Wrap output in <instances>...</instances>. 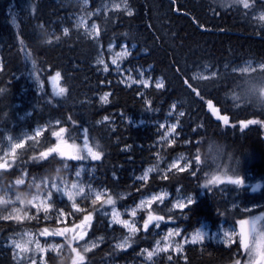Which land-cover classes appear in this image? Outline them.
<instances>
[{
    "label": "trees",
    "instance_id": "16d2710c",
    "mask_svg": "<svg viewBox=\"0 0 264 264\" xmlns=\"http://www.w3.org/2000/svg\"><path fill=\"white\" fill-rule=\"evenodd\" d=\"M89 1L93 7L100 2ZM128 4L132 15L118 11L97 17L99 37L94 39L69 20L68 13L74 7L67 0H0V133L9 130L19 134L59 121L40 139L28 141L16 155L0 161H7L6 167L0 166V186L11 184L23 173L28 180L52 181L65 161L78 164L64 152L78 145L82 149L78 162L87 165L93 186L105 191L100 200L82 197L79 211L55 195L48 213L31 210L30 217L22 221L0 219V264H23L16 260L5 238L45 229L50 240L65 242L69 250L81 251L82 232L101 243L81 252L80 259H75L72 251L60 256L48 253L43 264H82L81 256L85 257L83 264H140L135 254L151 248L157 236L148 232L144 239L142 235L132 239V248H116L126 233L109 223L110 205L104 203L109 197L114 201L111 205H129L159 189L171 195L194 194L197 200L183 211L173 209L169 200L165 206L153 207L163 217L161 229L175 226L184 234H191L204 222L219 229L248 215L231 208L217 185L208 183L213 177L241 178L245 184L239 190L241 196L264 199V24L248 14L264 11V0H249L248 9L233 0H128ZM41 24L58 39L42 46L36 35ZM111 43L134 46L132 59L149 68L163 87L124 85L104 72L96 60L101 47ZM26 55L36 59L35 68ZM249 60L260 62L262 69L209 79L194 77L196 70L205 67ZM57 72L60 78L54 80ZM60 87L67 89L63 96L55 94ZM106 93L110 96L105 103L101 96ZM209 101L220 116L228 117V124L209 110ZM174 105L177 140L155 147L163 136L157 123ZM105 117L113 121L103 122ZM128 117L133 122L128 123ZM139 121L143 123L137 125ZM62 128L63 142L54 135ZM85 134L88 147L99 153L100 159L88 154ZM205 145L212 159L198 155ZM53 148L47 157L41 156ZM158 154L167 162L186 154L190 167L166 173L157 169L147 181L137 180L135 177ZM258 183L261 190L252 195L249 187ZM56 211L65 213L67 219L60 220ZM253 212L264 216V204ZM89 214L90 228L77 227L85 226L84 216ZM56 231L61 235H55ZM243 256L239 242L207 241L188 244L178 256L157 264H243Z\"/></svg>",
    "mask_w": 264,
    "mask_h": 264
},
{
    "label": "rangeland",
    "instance_id": "374dc122",
    "mask_svg": "<svg viewBox=\"0 0 264 264\" xmlns=\"http://www.w3.org/2000/svg\"><path fill=\"white\" fill-rule=\"evenodd\" d=\"M68 4H72L74 10L68 13L70 21L76 29H80L86 36L97 39L99 37V26L97 22V17L104 16L118 12V11H129L133 12V9L129 6L128 0H100L97 7H93L92 3L87 0H67ZM119 5V7H117ZM250 18L253 21H256L259 24H264V20L260 19V16L264 14V11H251L248 13ZM81 21L83 24L81 25ZM93 25H95V31H93ZM51 40L53 41L57 36L54 31H48ZM64 32V30H63ZM134 46H129L122 44L117 46L115 43H111L106 48H102L99 52V55L96 60V64L100 66L103 71L105 66H107L108 71L106 73H111L116 78L128 86H142L145 87L143 81H147V87L152 85L158 87V84L163 85L161 79L153 78L149 73V68H143L139 66L133 57ZM123 51H127L129 54L122 56L117 59V56ZM99 59H103L104 63H97ZM116 59V63L113 64V60ZM3 66V61L0 56V70ZM262 69V64L255 61H246L236 65L225 64L222 67L210 68L205 67L194 72V77L199 79H209L216 77L218 75L226 74H249L257 70ZM105 72V71H104ZM163 87V86H162ZM107 101L109 100L110 93H106ZM103 94L101 97H103ZM176 105L171 107L170 112L165 116L163 121L158 122L160 131L163 133V136L158 140L159 142L155 147H160L163 142L174 143L178 137V121L175 119L177 116ZM128 123L133 122V119L126 118ZM113 121L110 117L103 119V122ZM59 121H52L44 125H40L32 129L31 131L24 130L19 134H14L9 130H3L0 133V161L14 156L18 153L20 148H22L28 141H33L40 139L43 133L47 128L53 124H58ZM143 121L137 122V125H141ZM173 126L174 130H173ZM39 132V135L36 133ZM21 144L19 148H14V145ZM66 150V149H65ZM69 157V159L75 160L78 164H71L68 161L64 162V165L60 168L61 172L52 180L49 179H37L28 180L27 174L23 175L16 179L14 182L8 185L0 186V219L4 220H25L30 217L31 210L50 212L53 207L51 202L54 200L55 195L60 198H65L74 209H79L78 201L82 197L92 196L95 197L99 194L100 197L105 193L102 189L96 188L92 184L91 174L88 172L87 165L81 161L78 157L82 155V149L78 145L71 146L67 151H64ZM176 164V167H171V165ZM190 167L189 158L186 154H179L172 158L170 161H166L165 158L161 157L159 154L156 156L152 163L146 166L140 171V173L135 177L137 180L147 181L150 176L158 171L166 173L172 170H184ZM152 169V171H149ZM79 172L80 175L77 176L76 173ZM145 173L147 176L145 177ZM220 180L223 181L214 183L212 185H217V188L225 195L226 200L230 202L231 208H239L241 212L248 214L245 219L248 223L243 226V231L248 234L249 244L252 245L253 239L258 238L264 241V216L259 213H255L256 209L264 204V199L257 200L255 197H244L240 194V189L245 187V184L235 185L230 183V178L221 175ZM22 181V182H21ZM73 185H76L74 188ZM235 185L236 188L231 189L230 186ZM262 184L258 183L249 187L250 193L253 195L256 192L261 190ZM83 189L81 192L80 189ZM69 194L71 199H69ZM158 197V199L153 200L152 197ZM194 198L197 200V196L194 194L185 195L183 193H177L171 195L168 191L157 190L151 192L147 195L142 196L136 203L125 205H110V210L108 211L109 223L111 226H118L124 230L126 233L125 237L121 240L122 243L126 238L130 246H126L123 250L132 248V239L138 235H142V238L146 237V233L152 232L156 234L157 239L154 242L151 248L141 249L135 255L139 257L140 264H157L160 261L165 259H173V257L178 256L182 253L184 247L188 244H203L207 241H218L223 242L227 245L239 242L240 246V233L241 225L240 221L234 223L233 225L227 226L222 224L219 229H212L207 223H202L201 226L196 229L191 234H184L182 229L175 226H169L165 229H161L162 220H152L149 222L148 228L145 230L144 224L148 220L149 214L153 216H158L154 211V206L161 207L165 206L166 202L169 200L171 202V207L175 210H185L187 207L181 209L177 207L178 204H186L189 198ZM75 205V207H74ZM169 207V204L167 205ZM113 209L119 212V219L127 221L129 227H124L122 224L113 222ZM135 211V215L131 213ZM60 220L65 221L67 215L61 211H56ZM49 216L51 214H48ZM7 218V219H5ZM254 222V223H253ZM85 226H80L82 230H88L91 226V223L84 222ZM159 224V227L156 225ZM135 227L136 231L131 232L129 228ZM254 228V231H253ZM173 234L168 235L169 232ZM197 231L204 233V238L196 242L192 241V237ZM43 231H24L18 234L11 235L5 238V244L13 249L15 258L18 262L23 264H43L46 262V257L48 253H53L55 255H64V252L72 251L75 259H80L81 252L84 251L85 246H90L91 250L99 246L100 239L97 237L88 238L84 235L83 243L80 244L81 251L77 249H70L66 246L65 242L50 240L49 235H42ZM178 233V234H177ZM225 233H228L225 236ZM144 235V236H143ZM81 239V238H80ZM13 241L20 242L23 245V250L21 248H16L13 244ZM30 241V242H29ZM37 243H39L40 248L44 249L40 251L37 248ZM117 243V244H118ZM116 244V245H117ZM157 248L161 249L157 251ZM242 248V246H241ZM243 261L240 263L243 264H257L258 258L250 257L249 252L243 249ZM148 252H152L153 255L151 258L148 257ZM107 264H129L121 262H107ZM133 264V263H130Z\"/></svg>",
    "mask_w": 264,
    "mask_h": 264
},
{
    "label": "snow or ice",
    "instance_id": "6c2138e0",
    "mask_svg": "<svg viewBox=\"0 0 264 264\" xmlns=\"http://www.w3.org/2000/svg\"><path fill=\"white\" fill-rule=\"evenodd\" d=\"M85 3H87V0H85ZM233 3L241 4V5L243 6L244 9H248V8L250 7L249 0H233ZM117 7H119V5H117ZM128 15H132V12L129 11V12H128ZM260 19H261V20H264V14H262V15L260 16ZM13 23H15V20H13ZM82 24H83V21H81V25H82ZM40 26H41V25H40ZM40 26H39V27H40ZM93 31H95V25H93ZM36 35H37V40H38V39L40 38L38 31H37V34H36ZM64 35H65V36L68 35V29H67V28L64 29ZM57 39H58V38H57ZM51 42H52V40H51V38H49V39L47 40V43L50 44ZM128 54H129V53H128L127 51H123L122 53H120V54L117 56V59L121 58L122 56H126V55H128ZM112 62H113V64H115V63H116V59H114ZM97 63L103 64L104 61H103V59H99V60L97 61ZM33 67L35 68V64L33 65ZM104 71H105V72L108 71L107 66H105ZM60 75H61L60 72H57L56 75H55L54 80H59ZM143 83H144L145 87H147V81H143ZM162 86H163L162 83H161V84H158V87H162ZM66 91H67L66 88H64V87H60V88L58 89V91H57L55 94L58 95V96H63V95L66 93ZM107 95H108V94H105L103 97H101L102 101L105 102V103L107 102ZM209 107H210V108L212 107L210 103H209ZM216 111H217L216 109H213V112H214V113H215ZM180 115H183V113L181 112ZM217 118L220 119V120H222V121L224 122V124H228V122H229L227 116H218ZM105 119H107V117H105ZM248 123H257V121H249ZM245 126H246V125H245ZM174 127H175V126H173V130H174ZM64 131H65V130L62 128V129L60 130V132H56V133H54V135H56L58 138H60L62 142H63V137L61 136V133H63ZM39 134H40L39 132L36 133V135H39ZM21 146H22L21 144H16V145H14V148H19V147H21ZM74 146H75V145H74ZM84 147L87 149L88 154H89L93 159H95V160L100 159V154L97 153V152H94V151L92 150V148L88 147V140H87V135H86V134H85V139H84ZM53 150H54V148H53V149H49L48 152L41 153V156H42V157H47V155H48L50 152H52ZM77 158H80V155H79V154H78V157H77ZM197 162H199V157H198V156H197ZM6 165H7V161L0 162V166L6 167ZM176 166H177L176 164L171 165V167H176ZM149 171H152V169H149ZM76 175L79 176L80 173L77 172ZM146 176H147V173H145V177H146ZM21 182H22V181H21ZM218 182H221V183L223 182V181L220 180V177H218V176H217V177H213L212 180H209V181H208V183H210V184H214V183H218ZM230 183L235 184V185H242L243 181H242L241 178H236V179H231V178H230ZM73 187L75 188L76 185H73ZM205 187H207V185H205ZM80 191L82 192L83 189L81 188ZM100 198H101V197H100V195L98 194V195L96 196V200H100ZM69 199H71V195H70V194H69ZM152 199L155 200V199H158V197H155V196H154V197H152ZM94 202H95V201H94ZM104 203L111 205V204L114 203V201H113V199H112L111 197H109L106 201H104ZM194 203H195L194 198H191V197H190V198L188 199V201H187L186 204H183V203H182V204H178L177 207L183 209V208L188 207V206H190V205H192V204H194ZM74 207H75V205H74ZM79 210H80V209L77 208V211H79ZM119 215H120L119 212H117L115 209H113V222H115V223H119V224H122L124 227H129V224H128L127 221H124V220H120V219H119ZM131 215L134 216V215H135V211H133V212L131 213ZM5 219H7V218H5ZM91 219H92V216H91L90 214L84 216V221H85V222H90ZM162 219H163V217H161V216H153V215L149 214V216H148V220H147V221L145 222V224H144V228H145V230L148 228V226H149V222H151L152 220H162ZM239 223H240V225H241V229H242V230H241V233H240V243H241L242 248L249 252L250 257L258 258V260H257V264H264V241H262L261 239H258V238H254V239H253V242H252V245L250 246V244H249V237H248V234L245 233V232L243 231V226H244L245 224H247L248 221H247V220H241ZM253 223H254V222H253ZM156 227H159V224H157ZM66 229H68V228H66ZM129 230H130L131 232H135V231H136L135 227H131V228H129ZM253 231H254V228H253ZM41 234H42V235H49L50 233L48 232L47 229H45ZM54 234H55V235H61V232H60V231H56ZM172 234H173V233H172L171 231L168 233L169 236H171ZM177 234H178V233H177ZM227 235H228V233H225V236H227ZM80 236H81V239H83V238H84V233H83V232L80 233ZM203 238H204V233H203V232H200V231H197V232L195 233V235L192 237V241H193V242H196V241H198V240H202ZM29 242H30V241H29ZM13 244L15 245L16 248H21V249H23V245H22L20 242L13 241ZM126 246H130V245L128 244V240H127V238H126L122 243H118V244L116 245V248H118V249H123V248H125ZM37 248L40 249V251H43V250H44V249L40 248L39 243H37ZM23 250H26V249H23ZM90 250H91V247L86 245L85 248H84V251H90ZM160 250H161V249L157 248V251H160ZM152 255H153L152 252H148V257H149V258H151ZM84 259H85V257H84V256H81L82 264H83V262H84ZM169 259H171V257H169ZM33 264H35L34 261H33ZM237 264H239V262H237Z\"/></svg>",
    "mask_w": 264,
    "mask_h": 264
},
{
    "label": "clouds",
    "instance_id": "9594fccd",
    "mask_svg": "<svg viewBox=\"0 0 264 264\" xmlns=\"http://www.w3.org/2000/svg\"><path fill=\"white\" fill-rule=\"evenodd\" d=\"M38 33H39V36L41 38V45H46L47 44V40L50 38L49 36V32H48V29L44 27V25L41 24V26L38 28ZM25 59L27 61L30 62L31 66L33 67V65L35 64L36 66V59L31 56V55H26L25 56ZM34 68V67H33ZM198 155H203V157L208 160V159H212L211 155L208 154V148L207 146L205 145L202 149H201V152L198 153ZM227 174V173H225Z\"/></svg>",
    "mask_w": 264,
    "mask_h": 264
},
{
    "label": "water",
    "instance_id": "95a60500",
    "mask_svg": "<svg viewBox=\"0 0 264 264\" xmlns=\"http://www.w3.org/2000/svg\"><path fill=\"white\" fill-rule=\"evenodd\" d=\"M209 103L211 104V108L209 107ZM208 107H209V110L216 116V117H218V116H220V114H219V112L218 111H216L215 113L213 112V109H216L214 106H213V104H212V102L211 101H209L208 102ZM217 110V109H216Z\"/></svg>",
    "mask_w": 264,
    "mask_h": 264
}]
</instances>
